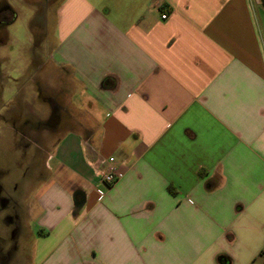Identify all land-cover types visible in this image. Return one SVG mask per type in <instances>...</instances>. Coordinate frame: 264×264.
<instances>
[{
  "label": "crops",
  "instance_id": "1",
  "mask_svg": "<svg viewBox=\"0 0 264 264\" xmlns=\"http://www.w3.org/2000/svg\"><path fill=\"white\" fill-rule=\"evenodd\" d=\"M15 1L52 6L47 87L68 83L32 102L55 117L20 212L33 264H264V0ZM109 155L107 185L90 160Z\"/></svg>",
  "mask_w": 264,
  "mask_h": 264
},
{
  "label": "rangeland",
  "instance_id": "2",
  "mask_svg": "<svg viewBox=\"0 0 264 264\" xmlns=\"http://www.w3.org/2000/svg\"><path fill=\"white\" fill-rule=\"evenodd\" d=\"M9 2L16 6L17 17L5 25L9 31L10 41L0 47V53L7 52L9 59L7 62L3 61L0 66L9 67L11 59L14 60L17 57V69L21 68L26 72L24 79L27 78L28 86L22 89V93L16 95L12 80H9L10 83L5 82L0 75V201L3 198L15 196L21 212L24 201L26 202L35 194L39 186L38 181L47 177L44 162L48 150L46 134L50 126L47 124V119L38 120L42 112L37 104L32 103L33 98H36L39 90L41 91L40 97L46 96L47 93L62 97L64 93H67L68 83L63 79L61 70H55L57 87L54 90L52 87V89L47 87L53 85V78L50 72L47 73L48 63L44 61L42 52L55 40L52 6L43 9L38 5L36 9L34 6L31 7L32 4L27 1L18 3L11 0ZM36 52L38 58H33L31 63H28L30 55ZM10 73L12 77L19 75V71L12 70ZM31 75L33 80L29 79ZM8 84H11L12 88L4 87ZM19 222L22 226V235H27L28 228L31 230L34 227L30 220L26 229L23 217H20ZM0 232L5 236L3 240L7 248L10 245L9 229L0 226ZM18 247L19 250L12 254V259L7 264H33V258L29 255L30 239L21 240L20 238Z\"/></svg>",
  "mask_w": 264,
  "mask_h": 264
},
{
  "label": "flooded vegetation",
  "instance_id": "3",
  "mask_svg": "<svg viewBox=\"0 0 264 264\" xmlns=\"http://www.w3.org/2000/svg\"><path fill=\"white\" fill-rule=\"evenodd\" d=\"M10 12L8 10L0 9V26L8 23L10 21ZM41 93V91L39 90ZM52 114V113H51ZM51 117L47 121V124L50 125L55 118L54 115H50ZM15 196H9L7 198H3L0 201V217L1 224L0 226L3 228L9 229V243L10 245L6 248L5 244V236L0 232V264H7L12 259V254L16 253L19 250L18 240L21 237L26 236V234L22 235L21 224H20V208ZM4 239V240H3Z\"/></svg>",
  "mask_w": 264,
  "mask_h": 264
},
{
  "label": "built area",
  "instance_id": "4",
  "mask_svg": "<svg viewBox=\"0 0 264 264\" xmlns=\"http://www.w3.org/2000/svg\"><path fill=\"white\" fill-rule=\"evenodd\" d=\"M167 15V9L162 8L161 18L165 19ZM90 163L100 182L110 185L118 179L119 171L114 156H96L93 160H90ZM260 255L264 257V248Z\"/></svg>",
  "mask_w": 264,
  "mask_h": 264
},
{
  "label": "water",
  "instance_id": "5",
  "mask_svg": "<svg viewBox=\"0 0 264 264\" xmlns=\"http://www.w3.org/2000/svg\"><path fill=\"white\" fill-rule=\"evenodd\" d=\"M55 124V120L53 119V122L50 125H54Z\"/></svg>",
  "mask_w": 264,
  "mask_h": 264
}]
</instances>
